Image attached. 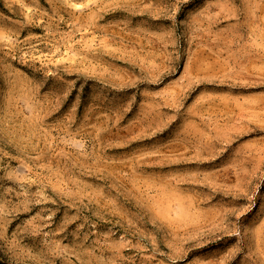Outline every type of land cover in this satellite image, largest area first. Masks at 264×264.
<instances>
[{
	"label": "rangeland",
	"instance_id": "obj_1",
	"mask_svg": "<svg viewBox=\"0 0 264 264\" xmlns=\"http://www.w3.org/2000/svg\"><path fill=\"white\" fill-rule=\"evenodd\" d=\"M0 264H264V0H0Z\"/></svg>",
	"mask_w": 264,
	"mask_h": 264
}]
</instances>
